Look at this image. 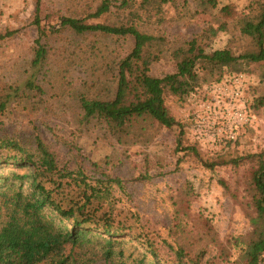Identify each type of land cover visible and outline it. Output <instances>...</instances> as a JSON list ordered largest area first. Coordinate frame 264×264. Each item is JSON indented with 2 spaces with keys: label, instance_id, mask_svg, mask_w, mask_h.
<instances>
[{
  "label": "rangeland",
  "instance_id": "374dc122",
  "mask_svg": "<svg viewBox=\"0 0 264 264\" xmlns=\"http://www.w3.org/2000/svg\"><path fill=\"white\" fill-rule=\"evenodd\" d=\"M100 1L43 0L40 16L44 24L57 28L61 15L86 16ZM253 1L217 0V8H212L208 0H171L162 4L160 12L153 7L149 17V12L141 13L137 25L163 38L155 44L160 58L153 63L152 73L162 76L174 71L173 50L209 26L218 27L224 20L218 13L221 6L232 3L243 13ZM36 2L0 0V33L18 30L0 44V91L4 83L21 86L31 72ZM118 5L90 20L120 23L130 11L135 12L134 4ZM227 22V30L203 39L210 41L206 48L229 45L239 53L252 48L237 23ZM47 43L51 52L37 76L44 89L42 99L26 91L23 102L13 101L3 114L0 137L37 151L40 136L61 166L80 169L89 182L106 186L105 174L120 179L122 185L108 184L102 197L104 207L126 223L128 238L149 232L159 242L162 258H175V264H236L235 238L248 232V213H252L246 196L253 166L249 156L264 152V106L256 110L252 106L264 86V63L241 61L227 68L220 81L206 83L193 96L166 94L179 125L169 129L150 124L144 133L137 130L118 140L101 124L83 120L79 96H113L119 62L132 49L133 39L77 34L64 28ZM240 73L246 79V106H241L252 116L236 130L237 138L230 140L227 132L235 111L213 98L231 88L232 77ZM238 156L242 157L240 165L225 163ZM212 162L213 168L208 165ZM178 249L184 252L179 259Z\"/></svg>",
  "mask_w": 264,
  "mask_h": 264
},
{
  "label": "trees",
  "instance_id": "16d2710c",
  "mask_svg": "<svg viewBox=\"0 0 264 264\" xmlns=\"http://www.w3.org/2000/svg\"><path fill=\"white\" fill-rule=\"evenodd\" d=\"M167 1L171 0H101L94 12L86 16L61 15V25L55 28L43 23L40 16L43 0H37L33 21L37 36L32 45L31 72L21 86L4 83L0 91V124L9 105L15 100L23 102L26 91L42 99L44 89L37 76L51 52L47 39L64 28L77 34L101 33L133 39L132 49L119 62L113 96L85 93L79 96L83 120L101 124L118 140L137 130L144 133L150 124L169 129L179 125L166 103V94L181 98L193 96L206 83L220 81L227 68L241 61L264 63V0H255L243 13L232 3L221 6L218 13L224 20L219 26H209L173 50L174 71L162 76L153 74L152 65L160 58L155 44L163 38L145 31L136 19L144 12H149V17L153 7L160 12ZM208 2L217 8V0ZM117 3L119 8L134 4L135 12L130 11L120 23L90 20L111 12ZM228 19L237 23L241 35L251 40L252 48L240 53L229 45L206 48L210 41L203 42V39L227 30ZM17 32L0 33V44ZM252 106L255 110L264 106V86ZM177 145H181L180 137ZM249 158L253 166L249 170L251 178L246 196L252 213H248V232L235 238L239 248L236 264L264 261V152L251 154ZM241 159L238 156L225 163L230 161L238 166ZM214 164L208 165L213 168ZM0 168V264L176 263L175 258H162L159 242L149 232L128 238L124 234L126 223L117 220L104 207L102 197L108 184L122 185L120 179L105 174L106 186L89 182L80 169L74 171L61 166L55 152L40 136L37 151L26 149L16 140L0 137ZM129 247L132 250L127 252ZM175 253L177 259L184 255L181 249Z\"/></svg>",
  "mask_w": 264,
  "mask_h": 264
},
{
  "label": "built area",
  "instance_id": "2783aa9c",
  "mask_svg": "<svg viewBox=\"0 0 264 264\" xmlns=\"http://www.w3.org/2000/svg\"><path fill=\"white\" fill-rule=\"evenodd\" d=\"M245 83L246 79L244 78L243 73L233 76L231 81L232 87L216 93L217 95L213 98L217 103H226V107H229L227 110L235 111L232 120L233 123H230L231 126L229 132H227V138L230 140H235L237 138L236 130L249 121V116H252L251 113L249 114L248 108L246 109L241 106V104L246 106L245 100L243 99ZM228 89H231L232 92L229 93ZM216 134L219 135L218 132H216Z\"/></svg>",
  "mask_w": 264,
  "mask_h": 264
}]
</instances>
